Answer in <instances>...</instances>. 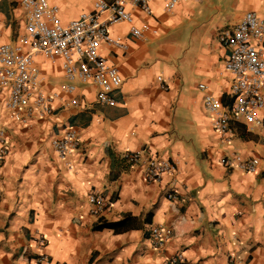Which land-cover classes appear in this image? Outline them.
I'll list each match as a JSON object with an SVG mask.
<instances>
[{"label":"crops","instance_id":"crops-1","mask_svg":"<svg viewBox=\"0 0 264 264\" xmlns=\"http://www.w3.org/2000/svg\"><path fill=\"white\" fill-rule=\"evenodd\" d=\"M50 2L65 23L94 4ZM150 3L152 13L127 5L147 24L144 37L133 38L128 22L112 23L127 47H100L123 76L115 103L100 102L90 82L65 91L62 58L40 52L41 88L55 96L53 113L25 121L26 107L20 115L9 110L0 87L9 146L0 163V264H165L179 253L176 264H231L232 257L264 264V127L240 119L229 132L217 130L200 88L231 103L229 50L218 34L248 10L264 13V0H181L172 11L164 0ZM26 23L22 0H0V43L16 42ZM75 97L80 104L70 102ZM69 127L81 143L62 158L53 140ZM138 149L175 163L176 182L170 175L148 181L124 157ZM235 154L258 157L257 170L223 161ZM92 192L107 198L104 210L94 212ZM156 224L170 229L160 248L151 238Z\"/></svg>","mask_w":264,"mask_h":264},{"label":"built area","instance_id":"built-area-1","mask_svg":"<svg viewBox=\"0 0 264 264\" xmlns=\"http://www.w3.org/2000/svg\"><path fill=\"white\" fill-rule=\"evenodd\" d=\"M151 0H94L91 10L82 11L78 17L65 23L59 15V8L50 0H22L26 14L25 34L19 35L16 42L0 43V87L7 89L6 107L18 115L26 107L27 121L31 117H41L55 111V96L41 88V66L37 53L54 59L62 58V67L66 82L63 89L74 92L79 82L94 83L100 102L113 104L112 92L119 88L123 76L117 65L111 63L101 52L103 43L126 48L127 42L120 35H114L110 25L128 22L133 38H142L147 32V24L139 25L131 7L152 13ZM165 8L172 11L181 0H164ZM220 42L229 50L225 67L232 73L231 103L223 105L221 101L207 91V86L200 83L205 91V107L214 114L215 128L223 133L231 130L233 120L245 119L250 125L264 127V13L248 10L234 27L219 31ZM28 45V49L24 46ZM164 87L168 84L163 82ZM71 103L78 105L80 99L72 98ZM79 130L69 127L62 135L53 140V144L62 158L68 157L80 146ZM8 143L4 129H0V163L8 153ZM124 157L131 163H139L148 181H161L165 175L177 179V167L171 160L141 149L126 151ZM225 163L236 162L244 171L254 172L258 168L259 158H243L239 154L227 157ZM171 193L170 197H174ZM94 212H100L107 206V198L99 192L89 195ZM170 229L156 224L151 228V238L156 248L163 246ZM41 245H46L43 235L38 237ZM47 253H40L38 260L43 261ZM183 258L179 253L165 264H176ZM231 264H237L235 258ZM58 264H65L63 262Z\"/></svg>","mask_w":264,"mask_h":264}]
</instances>
